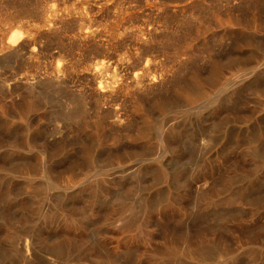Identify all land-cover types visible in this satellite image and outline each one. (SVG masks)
Returning a JSON list of instances; mask_svg holds the SVG:
<instances>
[{
  "label": "rangeland",
  "instance_id": "rangeland-1",
  "mask_svg": "<svg viewBox=\"0 0 264 264\" xmlns=\"http://www.w3.org/2000/svg\"><path fill=\"white\" fill-rule=\"evenodd\" d=\"M82 27L95 33L89 44ZM17 31L33 54L17 64L0 58V78L57 74L67 87L35 98L20 85L0 88V216L37 217L34 209L60 202L100 213L126 205L145 215L154 247L166 226L179 237L177 219L199 210L231 251L212 264H264V0H0V42ZM105 38L119 40L116 53L140 46L156 74L144 93L118 97L121 121L94 93L78 110L72 99L93 85L88 64L107 58ZM158 125H173L175 135L160 151ZM44 143L56 180L73 183L41 195L26 184L45 182ZM22 160L31 163L27 174L12 165Z\"/></svg>",
  "mask_w": 264,
  "mask_h": 264
},
{
  "label": "bare ground",
  "instance_id": "bare-ground-1",
  "mask_svg": "<svg viewBox=\"0 0 264 264\" xmlns=\"http://www.w3.org/2000/svg\"><path fill=\"white\" fill-rule=\"evenodd\" d=\"M82 28L79 29L82 30ZM91 35H95L94 31L90 27H86L81 33L83 42L87 41ZM103 40L106 41L102 42V46L108 51L107 58L98 59L99 57H94L87 68L93 85L88 88L83 87L84 89L72 94V99L75 103L74 107L78 110L86 106L87 93H94L99 99L113 104L115 120L121 121L123 110L118 97L119 99L120 96L126 98V95L133 88L136 92H143L150 83H154L156 74H152L153 77L150 76L149 60L143 62L144 57L140 51V46L135 48V52L123 49V52L116 53L117 45L115 43L119 40L114 41L113 38ZM144 40L146 41V39ZM25 41L27 42V40ZM25 41L20 32L17 31L12 32L0 42V58L4 61L3 63H16L22 61L27 55L30 56L32 50H26ZM123 43H125L124 40ZM87 44H89L88 41ZM99 46L102 48L101 44ZM83 47L85 48V46ZM30 49L32 48L30 47ZM103 55L100 51L96 56ZM87 69L85 67V70ZM61 76L56 74L54 78L45 79H31L26 75L18 78L13 77L11 80L0 78V88L13 93L16 87L20 85L29 98L44 96L48 91L57 94L62 93V91L64 93L67 86L64 79L60 78ZM158 132V151L175 141L173 125L167 127L160 125ZM26 136L28 139L29 136ZM41 146L39 167L45 182L37 187L27 182L26 188L43 195L53 186L68 187L72 185V180L68 178L56 180V175L51 172L46 164L51 152L47 143ZM26 147L30 150L33 147L32 142H26ZM113 161L111 160V162ZM116 162L118 161L116 160ZM12 165L19 169L17 171L19 174H27L31 163L22 160L18 164L12 162ZM123 171L124 168L119 172L123 173ZM156 174L161 178L169 176V172L162 164H159ZM209 197L203 195L200 198L208 203ZM242 198H244V194L239 192L237 200L236 198L234 200L237 202ZM171 206L174 205L171 204ZM33 212L38 213V216L21 214L22 212L0 216V264H212V260L216 259L220 262L224 258H228L231 253L229 244L227 245L225 239L214 233L212 220L207 214L199 210L189 216L180 215L181 217L177 219V223L181 227L179 237L175 236L176 238H174L171 228L166 226L164 229L165 241L163 240L164 242L162 241L160 246L155 245L154 247L150 246L153 237L151 227L149 224L147 225V221L143 222L145 215L139 216L132 211L131 207L126 205L100 213L94 208L76 209L60 202L59 206L50 212L41 214L39 208L34 209ZM148 245L150 247L147 248Z\"/></svg>",
  "mask_w": 264,
  "mask_h": 264
}]
</instances>
